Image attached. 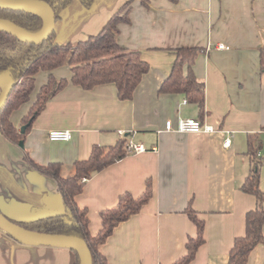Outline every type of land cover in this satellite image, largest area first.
<instances>
[{"label":"crops","instance_id":"1","mask_svg":"<svg viewBox=\"0 0 264 264\" xmlns=\"http://www.w3.org/2000/svg\"><path fill=\"white\" fill-rule=\"evenodd\" d=\"M127 1L96 0L87 9L74 0L56 22L57 42L75 44L98 34ZM119 43L140 51L150 65L132 100H119L114 84L90 91L70 84L47 102L23 146L0 132V209L19 221L64 210L55 179L35 171L25 156L39 165L60 163L63 176L70 177L74 163L87 159L93 146L114 145L124 132L148 151L94 174L76 198L88 210L89 229L96 235L101 211L115 207L125 192L139 197L152 182L149 203L100 246L108 264H174L186 254L188 239L197 236L185 213L189 206L205 222V242L191 264H227L234 240L245 234L247 213L258 204L244 189L253 167L250 137L264 156V0H151L148 8L136 0ZM218 44L228 49L219 50ZM209 46L194 72L205 83L203 122L215 131L168 132L167 121L176 128L180 119L200 120L197 105L185 104L179 94L159 92L172 71L171 50ZM53 73L57 79L72 76L69 67ZM47 79L46 72L39 73L36 91ZM35 94L20 109L21 117L13 115L16 127L21 128ZM51 131H70L72 139L52 142ZM228 136L232 144L227 148ZM257 168H263L264 192V163ZM0 264H75V254L67 248L27 246L0 230ZM248 264H264V244L252 251Z\"/></svg>","mask_w":264,"mask_h":264},{"label":"trees","instance_id":"2","mask_svg":"<svg viewBox=\"0 0 264 264\" xmlns=\"http://www.w3.org/2000/svg\"><path fill=\"white\" fill-rule=\"evenodd\" d=\"M50 5L57 21L61 13L74 0H34ZM90 9L96 0H79ZM136 0H129L112 15L103 29L96 35L78 43L61 44L56 40V33L42 44L25 43L6 32L0 31V75L9 73L14 83L9 99L0 112V132L3 137L13 143L21 144L26 140L34 122L45 109L47 102L63 91L67 86L74 85L90 91L98 86L114 84L118 99L129 101L143 77L149 73L150 65L137 50H130L119 43L121 26L131 24V12ZM148 8L151 0H138ZM176 3L178 0H170ZM0 18L9 20L29 33H38L43 28V20L25 12H14L0 9ZM207 50L198 47H182L171 50L175 56L172 71L160 87V94H179L190 104L197 105L200 110V120L205 116V83L198 80L194 66L198 57ZM68 66L72 76L70 79H57L54 71ZM41 72L48 74L47 82L36 91L37 76ZM36 92V94H35ZM35 99L30 111L21 120V128L13 123V115L24 105ZM250 137V154L252 170L248 176V184L244 191L254 195L258 204L255 210L247 213L245 234L234 240L228 256L227 264H248L252 251L264 244V192L260 189V171L257 168V154ZM128 137L121 138L110 146H93L90 156L78 160L73 167L75 173L70 177L62 174L63 165L50 163L39 165L30 156L25 161L39 174L55 179L62 197L65 216L55 218H39L35 221H19L7 216L14 223L31 231L40 233L77 237L86 242L92 255L93 264H108L106 257L99 248L113 235L115 228L141 212L143 207L153 197V186L149 180L145 191L139 197L130 192L122 194L115 207L100 212L102 227L93 235L90 232L88 210L80 208L77 196L86 186V182L96 173L123 160L129 154L127 151ZM185 213L197 227V236L190 237L186 243V254L174 264H191L199 248L204 244L205 222L198 217L197 212L189 206ZM73 251V250H72ZM75 264H80L76 251Z\"/></svg>","mask_w":264,"mask_h":264},{"label":"water","instance_id":"3","mask_svg":"<svg viewBox=\"0 0 264 264\" xmlns=\"http://www.w3.org/2000/svg\"><path fill=\"white\" fill-rule=\"evenodd\" d=\"M0 9L14 12H25L40 17L43 28L38 33H29L15 23L0 18V31L6 32L29 44H42L55 32L57 22L53 8L47 3L34 0H0ZM13 81L9 73L0 75V112L5 107L13 89ZM23 146V143L20 144ZM65 216V209L50 214L48 218ZM37 219L27 220V222ZM0 230L5 232L18 243L33 247L67 248L76 251L80 264H93L88 245L82 239L64 235H53L28 230L11 221L0 209Z\"/></svg>","mask_w":264,"mask_h":264},{"label":"built area","instance_id":"4","mask_svg":"<svg viewBox=\"0 0 264 264\" xmlns=\"http://www.w3.org/2000/svg\"><path fill=\"white\" fill-rule=\"evenodd\" d=\"M212 48L209 46L207 51H210ZM219 50L228 49L227 46L224 44H218ZM184 103L187 104V100H184ZM177 130L181 133H192V134H211L215 131V128L211 125H207L199 119L194 118H187V119H180L178 122V126L175 128L172 121L166 122L165 130L168 132H172ZM121 138L126 137L124 132L119 133ZM72 139V133L70 131H51L49 133V140L52 142H67ZM232 144L231 136H228L225 139L224 145L225 147H230ZM127 151L129 155H140L146 153L148 150L142 144H134L132 141H128L127 143ZM155 152H158V148L154 149ZM257 161L260 163H264V156L261 153L257 154Z\"/></svg>","mask_w":264,"mask_h":264},{"label":"rangeland","instance_id":"5","mask_svg":"<svg viewBox=\"0 0 264 264\" xmlns=\"http://www.w3.org/2000/svg\"><path fill=\"white\" fill-rule=\"evenodd\" d=\"M67 69H68V66L61 67V70H67ZM37 85H41V84H40V81H38ZM14 115H16V116H18V117H21V115H23V114H22V111L19 110V111H17ZM262 169H263V168H262ZM262 169H261V171L263 172ZM262 172H260V173H261V177H262ZM262 187H264V183H263V186H262Z\"/></svg>","mask_w":264,"mask_h":264}]
</instances>
